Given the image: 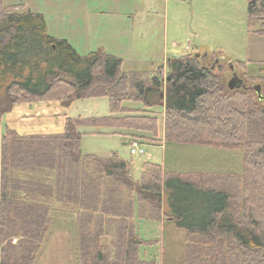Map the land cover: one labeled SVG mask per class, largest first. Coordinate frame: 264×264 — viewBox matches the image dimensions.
Returning <instances> with one entry per match:
<instances>
[{"label":"trees","instance_id":"1","mask_svg":"<svg viewBox=\"0 0 264 264\" xmlns=\"http://www.w3.org/2000/svg\"><path fill=\"white\" fill-rule=\"evenodd\" d=\"M18 7L0 0V127L11 106L30 103L105 97L110 115L66 117L59 133L0 128V264H34L56 210L74 216L79 264H154L139 258L154 241L136 222L164 220L184 231L182 264H264V101L254 88L229 90L193 53L123 71L120 58L102 49L81 55L47 34L40 13ZM246 15L264 36V0H247ZM241 79L258 82L264 96V76ZM154 107L163 109L164 144L243 149L242 172L185 175L145 161L135 180L131 161L81 153L82 126L132 131L128 144L156 142Z\"/></svg>","mask_w":264,"mask_h":264},{"label":"rangeland","instance_id":"2","mask_svg":"<svg viewBox=\"0 0 264 264\" xmlns=\"http://www.w3.org/2000/svg\"><path fill=\"white\" fill-rule=\"evenodd\" d=\"M2 4L19 5L16 12L29 10L40 13L45 20L47 34L67 39L81 55L101 49L99 46L102 44L118 47L117 51L111 52H117L115 54H120L118 56L123 60L135 61L136 66L143 67L139 70L149 71L154 63L155 66L164 64L171 57L199 51L201 57L207 53L201 62L210 67L213 65L214 73L223 77L225 82L232 72L240 78L246 74L264 76V36L253 33L259 28V23L248 22L247 0H2ZM130 16L136 17L133 30ZM127 30L133 33L126 35V39L119 37ZM125 41L131 44V49L123 52L120 46H124ZM244 83L245 87L253 89V83L258 82ZM35 104L38 103L11 106L3 113L1 124L6 126L3 123L6 116L14 119L18 115L34 114L36 109L40 110ZM124 105L140 107L137 102H125ZM6 107L7 100L0 95V109ZM60 107L61 115L74 118L110 113L105 97L76 100L68 107ZM162 112L161 107L153 108L158 119L157 139L161 141L141 140L139 154H130V145L125 141L123 130L108 134L102 132L105 128L91 126L79 128L82 134L80 151L83 155L99 157L116 154L131 161V172L136 180L140 178V165L145 161L185 175L202 173L218 176L242 172L243 149L164 144L161 138ZM45 116L48 115L44 118L33 115V118L46 121ZM162 208L169 214L165 197ZM51 219L48 236L34 264H79L73 214L67 210H56ZM136 229L142 239L154 241L139 248L141 260L154 264H182L185 244L182 229L176 228L169 220L137 221Z\"/></svg>","mask_w":264,"mask_h":264},{"label":"crops","instance_id":"3","mask_svg":"<svg viewBox=\"0 0 264 264\" xmlns=\"http://www.w3.org/2000/svg\"><path fill=\"white\" fill-rule=\"evenodd\" d=\"M130 18H132L130 25H131L132 30H133V28L135 27L134 21H135L136 17L130 16ZM132 30L131 31L127 30L126 34L120 35L119 37H121L122 39H126V35H128L129 33L130 34L133 33ZM58 39H60V38H58ZM99 47L101 49H103V51H105L107 54L114 55V56L120 58L122 60V63H123L122 64V70L123 71H131V70L143 71V70H139V69H143V67L140 68V66H136L137 63L135 61L123 60L120 56H118L120 54H115L117 52H111L112 50L117 51L118 47H113V46L109 47V46H106L104 44L100 45ZM120 48L124 49L123 52H126V51L131 49V44L128 43L127 41H125V45L120 46ZM120 51H122V50H120ZM198 53H199V51H196V55H200ZM193 54H195V52H193ZM202 55L205 57L207 55V53L204 52V54H202ZM155 64L156 63H154L150 68H148V69H150L149 71H153L156 67L163 65V63L158 64L156 66H155ZM42 104H44V103H42ZM35 106L37 108H40V110L36 109L34 114H24V115L22 114V115L14 116L13 117L14 119H12V117H10V116H6L5 121L3 123L7 127H9L10 129L16 131L18 134H21V135L59 133L63 130L66 116L60 114V111L62 110V108L60 107L58 102H46L44 105H41L38 103V104H35ZM46 106L49 108H45ZM33 115L41 116V117H43L44 115H48V116H45L46 121H44V120H35L33 118ZM108 115H110V113ZM162 115H163V112H162ZM105 116H107V115H105ZM99 117H102V116H99ZM69 118H74V117H69ZM2 126L3 125L1 124L0 128H2ZM79 128H78V130H79ZM105 129L106 130L102 131V132L108 133V134L118 133V131L123 130V129H117V128H105ZM79 132L81 133L80 130H79ZM123 132H124V136H126V137H124L125 141L127 142V140L129 139L128 135L132 134L133 132L127 131V130L126 131L123 130ZM162 132H163V124H162ZM161 138L163 139V134H162ZM158 140H160V139H158ZM0 157H1V149H0ZM140 172H141V165H140ZM131 174L133 177L132 172H131Z\"/></svg>","mask_w":264,"mask_h":264},{"label":"water","instance_id":"4","mask_svg":"<svg viewBox=\"0 0 264 264\" xmlns=\"http://www.w3.org/2000/svg\"><path fill=\"white\" fill-rule=\"evenodd\" d=\"M226 87L229 90L240 89V88L245 89L243 80L238 77L236 72L231 73V77L226 82ZM253 88H254V91L256 92V96L259 99V101H264V96L261 94L260 87L256 85Z\"/></svg>","mask_w":264,"mask_h":264},{"label":"built area","instance_id":"5","mask_svg":"<svg viewBox=\"0 0 264 264\" xmlns=\"http://www.w3.org/2000/svg\"><path fill=\"white\" fill-rule=\"evenodd\" d=\"M141 150L142 149H141L139 143L136 140L131 141V143H130V150H129V152H130L131 155L139 154V153H141ZM12 242L15 243L16 240L13 239Z\"/></svg>","mask_w":264,"mask_h":264},{"label":"flooded vegetation","instance_id":"6","mask_svg":"<svg viewBox=\"0 0 264 264\" xmlns=\"http://www.w3.org/2000/svg\"><path fill=\"white\" fill-rule=\"evenodd\" d=\"M244 85H245V83H244Z\"/></svg>","mask_w":264,"mask_h":264}]
</instances>
